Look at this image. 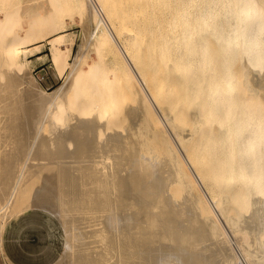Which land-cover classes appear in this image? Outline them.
<instances>
[{
  "label": "bare ground",
  "instance_id": "6f19581e",
  "mask_svg": "<svg viewBox=\"0 0 264 264\" xmlns=\"http://www.w3.org/2000/svg\"><path fill=\"white\" fill-rule=\"evenodd\" d=\"M36 211L51 264H264V0H0V264Z\"/></svg>",
  "mask_w": 264,
  "mask_h": 264
},
{
  "label": "crops",
  "instance_id": "0c3cea01",
  "mask_svg": "<svg viewBox=\"0 0 264 264\" xmlns=\"http://www.w3.org/2000/svg\"><path fill=\"white\" fill-rule=\"evenodd\" d=\"M38 212L26 214L25 216L22 215L18 220L14 221L8 231H6V253L16 264H51L60 253V249L57 246H55V248L51 247L53 239L56 238V234L53 230V225H55L54 221L48 217L45 212ZM34 215L36 216L34 217ZM40 227L42 228L40 229ZM38 228L39 230H37ZM32 229L37 234H35ZM39 237L43 238L40 239Z\"/></svg>",
  "mask_w": 264,
  "mask_h": 264
},
{
  "label": "rangeland",
  "instance_id": "374dc122",
  "mask_svg": "<svg viewBox=\"0 0 264 264\" xmlns=\"http://www.w3.org/2000/svg\"><path fill=\"white\" fill-rule=\"evenodd\" d=\"M70 31L75 32V42L72 49V57L71 59L74 60L76 55H78V49L80 47V43L82 41V28L79 23H75L73 26H71ZM81 37V38H80ZM49 45H47L42 54L49 52ZM74 55V56H73ZM35 62V75L41 80V84L46 87L47 89H52L53 86L56 85V81L53 78V66L52 62L49 59L43 60V58H40L38 55H34L31 57ZM49 82H52V85H49ZM55 227L58 226V222H54ZM57 246L60 251L63 247V238L61 236H58L56 234V238L53 239L52 248H55ZM51 253V252H49Z\"/></svg>",
  "mask_w": 264,
  "mask_h": 264
}]
</instances>
